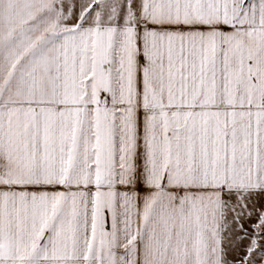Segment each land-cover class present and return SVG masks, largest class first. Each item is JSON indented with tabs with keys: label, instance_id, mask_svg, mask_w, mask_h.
<instances>
[{
	"label": "snow or ice",
	"instance_id": "snow-or-ice-1",
	"mask_svg": "<svg viewBox=\"0 0 264 264\" xmlns=\"http://www.w3.org/2000/svg\"><path fill=\"white\" fill-rule=\"evenodd\" d=\"M0 264H264V0H0Z\"/></svg>",
	"mask_w": 264,
	"mask_h": 264
}]
</instances>
